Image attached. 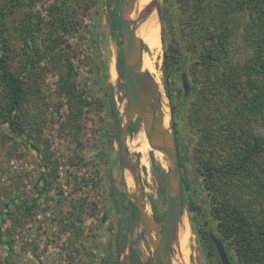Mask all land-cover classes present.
Listing matches in <instances>:
<instances>
[{"label": "rangeland", "instance_id": "obj_1", "mask_svg": "<svg viewBox=\"0 0 264 264\" xmlns=\"http://www.w3.org/2000/svg\"><path fill=\"white\" fill-rule=\"evenodd\" d=\"M91 1L92 6L75 19V28L61 44L63 54L68 53L74 67L71 82L87 102L81 105L79 115L72 117L67 96L61 93V78L66 72L64 61L56 55L40 61L35 66L34 78L28 83L24 115L31 120L27 128L31 137L12 133L0 121V216L4 211L0 217V237L7 242L0 243V264H101L102 260L103 264H130L131 250L137 252L141 262L151 264L152 246L138 217L125 232V239L118 242L120 221L131 214L128 202L133 203L139 190L130 170L122 166L119 129L116 131L113 123V120L121 121L126 92L124 79L118 72L121 33L111 23V15L117 13V2ZM54 2L34 0L33 9L46 20L47 7ZM162 2L158 0V6ZM19 12L8 16L9 28L14 25L11 19L22 15ZM240 20L241 25L247 22L246 14H241ZM241 32V28L237 30L228 44L230 60L236 66L242 65L250 54ZM13 34V66L17 68L28 56L24 55L20 38ZM43 37L44 34L37 35L38 44L41 45ZM145 49L148 61L151 57L149 63L153 65L158 59L156 72L163 84L161 42L157 48L146 46ZM112 61L116 70L114 78L109 72ZM169 81L171 100L167 98V103L177 107V124L172 123V129L181 158V180L189 185L187 191L181 185V191L190 230L185 252L175 250L174 246L171 249L172 264H218L216 256L203 251L196 234L204 223H208L206 229L213 223L211 200L198 172L201 157L209 158L211 152L209 148L199 153L191 139L197 138L199 127L209 125L217 114L226 115L227 106L225 103L214 107L194 105L198 121L193 112L194 97L184 99L187 95H184L181 77L175 75ZM111 95L114 108L110 105ZM132 125L138 128L129 131L126 147L131 160L139 167L146 213L160 222L166 210L167 161L153 149L143 152L129 147L141 122L136 119ZM252 128L256 134L264 133V125L260 123L253 124ZM43 157L48 163L47 178L40 185L46 188L39 206L27 210L21 200L30 202L37 194L34 186L43 171ZM11 199L16 201L9 204ZM188 201L195 207L191 213ZM122 246L124 249L118 254Z\"/></svg>", "mask_w": 264, "mask_h": 264}, {"label": "trees", "instance_id": "obj_2", "mask_svg": "<svg viewBox=\"0 0 264 264\" xmlns=\"http://www.w3.org/2000/svg\"><path fill=\"white\" fill-rule=\"evenodd\" d=\"M92 3L91 0H55L47 7L46 20L33 9L34 0L0 3V121L12 133L31 137L27 131L31 120L24 115L28 83L34 78L35 66L48 56L58 55L64 61L66 76L61 78L60 90L67 96L72 117H77L81 105L87 103L71 82L74 67L68 53L63 54L61 44L75 28V19ZM157 11L167 97L171 100L169 79L185 75L190 90L184 99L194 97L193 112L198 121L194 105L214 107L225 103L227 106L226 115L217 114L209 125L199 127L201 133L198 131L197 138L191 139L199 153L209 148L211 152L209 158L201 157L198 169L211 200L210 216L214 223L207 229L208 223H204L196 232L203 251L216 256L221 264L212 240L214 235L223 242L232 264H264V133L256 134L252 128L256 123L264 125V0H163ZM18 12L22 15L12 18L14 25L9 28L8 16ZM241 14H246L248 19L243 25ZM111 16L112 25L120 30L117 13ZM240 28L250 54L242 65L236 66L230 60L228 44ZM11 29L23 43L24 55L28 56L17 68L13 66L15 49ZM38 34H44L41 45L36 40ZM158 62L157 59L153 64L156 71ZM118 72L124 79L121 58ZM110 105L114 108L112 95ZM170 107L176 126L177 107L174 104ZM113 123L117 131L119 123L116 120ZM137 128L138 125H132L129 131ZM31 147L36 146L31 144ZM41 167L43 171L34 186L37 194L30 202L21 200L27 210L39 206L46 188L40 185L47 178L48 163L44 157ZM181 185L182 190H189L183 179ZM15 201L11 199L9 204ZM128 204L132 212L120 221L119 243L138 217L134 204ZM194 208L193 202L188 201V211L191 213ZM0 243L7 242L0 237ZM123 249L124 246L117 253ZM129 259L130 264H147L140 261L134 250Z\"/></svg>", "mask_w": 264, "mask_h": 264}, {"label": "water", "instance_id": "obj_3", "mask_svg": "<svg viewBox=\"0 0 264 264\" xmlns=\"http://www.w3.org/2000/svg\"><path fill=\"white\" fill-rule=\"evenodd\" d=\"M133 0H117V15L120 24L121 33V62L123 77L125 83V115L121 117L119 123V146L121 163L124 168L130 170L135 182L138 185L139 194L133 201L138 212V218L141 226L147 232L148 239L152 246L151 264H172L170 256L173 248L172 241L179 217L185 214L182 191H181V171L179 154L175 143L174 131L172 129L171 107L169 109V127L163 126L159 114V100L157 89L152 81L148 71L142 70L141 52L144 45L132 30L127 16L132 8ZM151 6L155 8L157 15L158 0H151ZM159 19V16H158ZM96 73V70H94ZM184 95L190 90L186 76L181 77ZM146 90L150 98V104L143 106L140 98ZM111 116L114 112L111 109ZM138 119L147 130V140L153 151L162 154L167 161V169L164 175V184L166 192L165 207L166 210L160 222L150 217L146 213L144 205L145 195L143 185L139 176V167L133 163L128 148L126 147V138L129 134L131 124ZM104 217L102 218L103 222ZM212 240L219 256L221 264H232L223 242L212 236ZM104 261L102 260L101 264Z\"/></svg>", "mask_w": 264, "mask_h": 264}, {"label": "bare ground", "instance_id": "obj_4", "mask_svg": "<svg viewBox=\"0 0 264 264\" xmlns=\"http://www.w3.org/2000/svg\"><path fill=\"white\" fill-rule=\"evenodd\" d=\"M150 2L151 0H133L132 8L126 19L130 23V26L132 30L135 32L136 36L143 43L144 48H146V46H154L155 48H157L161 42L160 23L157 12L155 8L151 6ZM141 54H142L141 57L142 70L148 71L152 77V81L157 89V95L159 100L158 111L161 116V121L163 123V126L168 129L169 109L166 104L165 89L160 81L159 73L156 72L152 63L151 62L149 63L150 60L148 61L146 49H143ZM109 72L112 78L116 76V70L113 61L111 62ZM140 100L143 106H148L150 104V98L146 90H144V92L141 94ZM120 111L121 110L119 109V112ZM120 115L121 117H123L125 113L121 112ZM129 147L133 150L136 149L138 151H143V152L148 149H153L147 140V130L143 124L141 125L140 129L138 130L134 138L129 143ZM189 231L190 230H189L188 217L186 214H182L179 217L178 224L176 226V230L172 241V245L175 247V250H177L176 248H179L180 250L183 251L184 248L187 247L186 246L187 236L189 235Z\"/></svg>", "mask_w": 264, "mask_h": 264}, {"label": "flooded vegetation", "instance_id": "obj_5", "mask_svg": "<svg viewBox=\"0 0 264 264\" xmlns=\"http://www.w3.org/2000/svg\"><path fill=\"white\" fill-rule=\"evenodd\" d=\"M130 129V128H129ZM137 215H138V212H137Z\"/></svg>", "mask_w": 264, "mask_h": 264}]
</instances>
